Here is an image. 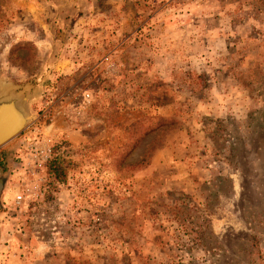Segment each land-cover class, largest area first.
I'll return each mask as SVG.
<instances>
[{
  "label": "rangeland",
  "instance_id": "1",
  "mask_svg": "<svg viewBox=\"0 0 264 264\" xmlns=\"http://www.w3.org/2000/svg\"><path fill=\"white\" fill-rule=\"evenodd\" d=\"M1 82L0 264H264V0H0Z\"/></svg>",
  "mask_w": 264,
  "mask_h": 264
},
{
  "label": "water",
  "instance_id": "2",
  "mask_svg": "<svg viewBox=\"0 0 264 264\" xmlns=\"http://www.w3.org/2000/svg\"><path fill=\"white\" fill-rule=\"evenodd\" d=\"M25 97L17 87L0 83V147L15 138L28 125Z\"/></svg>",
  "mask_w": 264,
  "mask_h": 264
},
{
  "label": "trees",
  "instance_id": "3",
  "mask_svg": "<svg viewBox=\"0 0 264 264\" xmlns=\"http://www.w3.org/2000/svg\"><path fill=\"white\" fill-rule=\"evenodd\" d=\"M49 168L56 179H59L60 181L64 179L65 173L62 172L63 170L61 169V167L52 163L49 165Z\"/></svg>",
  "mask_w": 264,
  "mask_h": 264
},
{
  "label": "built area",
  "instance_id": "4",
  "mask_svg": "<svg viewBox=\"0 0 264 264\" xmlns=\"http://www.w3.org/2000/svg\"><path fill=\"white\" fill-rule=\"evenodd\" d=\"M36 155H38V154L36 153V151H34L33 158H35ZM19 199H20V197H17V198H16V200H19Z\"/></svg>",
  "mask_w": 264,
  "mask_h": 264
}]
</instances>
